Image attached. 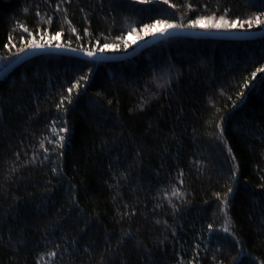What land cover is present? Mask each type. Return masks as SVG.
I'll use <instances>...</instances> for the list:
<instances>
[{"label":"trees","instance_id":"trees-1","mask_svg":"<svg viewBox=\"0 0 264 264\" xmlns=\"http://www.w3.org/2000/svg\"><path fill=\"white\" fill-rule=\"evenodd\" d=\"M212 16L244 27L187 26ZM255 17L264 0H0V75L33 39L119 56L157 20L241 35L264 31ZM262 67L264 37H171L124 61L40 53L3 76L0 264H264Z\"/></svg>","mask_w":264,"mask_h":264},{"label":"snow or ice","instance_id":"snow-or-ice-1","mask_svg":"<svg viewBox=\"0 0 264 264\" xmlns=\"http://www.w3.org/2000/svg\"><path fill=\"white\" fill-rule=\"evenodd\" d=\"M139 2L144 3V2H146V0H139ZM163 2L167 4L168 0H163ZM170 6H173V5H170ZM190 7H191V5H189V8ZM49 23H51V21H49ZM245 23L248 25V28H251L253 26V23H255L257 26L264 24V19H261V17H255L254 20H247V21H245ZM238 24H239V21L228 22L224 19L223 16H221L219 18V20L217 21V18L215 16H212V17H208V18L201 17L198 19H194L187 26L190 28H193V29H196V28L220 29L222 27L226 28V29H234L237 27ZM21 27H23V25ZM183 27H184V25H182V24H171V23H167L166 21L157 20L154 24L145 25L144 32H145V34H151L153 29H160L161 30L160 35H164L165 32H167L170 29H181ZM239 27L243 28L244 24H239ZM24 31L28 32V29L26 27H24ZM72 31L75 32L76 29L73 28ZM60 36H61V33L57 32L55 35L51 36V40H58L60 38ZM13 39L14 38L11 35L8 37L9 41H12ZM41 39H43V37H41ZM123 42H124L125 48H127L129 46L128 41L124 40ZM50 46L51 45L49 44V47ZM28 47H31L34 49H43L45 47V45L42 43H37L36 40L33 39L31 41V43L28 45ZM56 47L59 48L60 45L57 44ZM117 47H118L117 45L105 44L103 46V48L100 49V51L104 52L106 50H112V49H115ZM21 51H23V49H21ZM72 51H75V49H72ZM85 55H87L89 58H91L94 56V53L89 50L85 53ZM257 72L264 73V67L257 69ZM255 78H256V73H253L252 79H255ZM86 79H87V77H85V76H81V78H80L81 81L86 80ZM79 83H80V81H77V84L70 87L68 89V92L71 93L73 91V88H78ZM244 87L247 88L248 84H245ZM241 95L243 96L244 93H241ZM61 103H63V101H61ZM57 107L59 108V105H57ZM54 124H55V122H53V125ZM66 131H67L66 128H64L63 126H60L59 132H66ZM54 135H59V133L54 132ZM64 139H65L64 136L60 135L59 139L55 140L53 142L56 143L58 148H63L64 147V143H63ZM45 158L47 159V157H45ZM33 159H35V157ZM53 171L55 172L56 170L53 169ZM180 176L181 177L183 176L182 172L180 173ZM181 183H183V180H181ZM232 191H233V189L231 187H229L228 192L231 193ZM173 194L178 195L179 193H177L175 190H173ZM131 214L134 215V213H131ZM157 223H159V221H157ZM224 231L226 233H228L229 229L227 227H225ZM229 234H231V233H229ZM128 235H130V233ZM121 242H123V241H121ZM50 255L55 256L56 253L53 252V253H50Z\"/></svg>","mask_w":264,"mask_h":264},{"label":"water","instance_id":"water-1","mask_svg":"<svg viewBox=\"0 0 264 264\" xmlns=\"http://www.w3.org/2000/svg\"><path fill=\"white\" fill-rule=\"evenodd\" d=\"M171 37H184V38H192V39H226V40H242V39H259L264 37V31L255 33V34H241V35H226V34H217V35H190V34H184L181 33L175 29L169 30L165 32L164 35H157L147 42L141 44L139 47H137L134 51L119 55V56H100V55H94L91 57L92 59H99L103 61H124V60H129L131 58H134L138 53L141 51L145 50L148 46L164 40L166 38H171ZM40 53H56V54H70V55H75V56H80V57H85L89 58L85 54L81 53H76V52H71L67 50H61V49H55V48H47V49H37L34 51H31L25 55H23L18 61H16L6 72L2 73L0 75V79L11 72L14 68L20 66L23 64L26 60H28L30 57L35 56Z\"/></svg>","mask_w":264,"mask_h":264}]
</instances>
